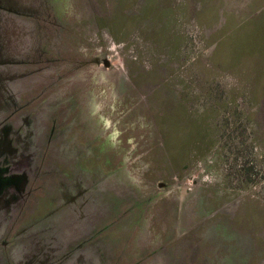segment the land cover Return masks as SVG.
<instances>
[{"label": "rangeland", "instance_id": "rangeland-1", "mask_svg": "<svg viewBox=\"0 0 264 264\" xmlns=\"http://www.w3.org/2000/svg\"><path fill=\"white\" fill-rule=\"evenodd\" d=\"M5 119L34 262L264 264V0H0Z\"/></svg>", "mask_w": 264, "mask_h": 264}, {"label": "flooded vegetation", "instance_id": "flooded-vegetation-1", "mask_svg": "<svg viewBox=\"0 0 264 264\" xmlns=\"http://www.w3.org/2000/svg\"><path fill=\"white\" fill-rule=\"evenodd\" d=\"M13 113L14 112H12V114L8 117V120H10V117L13 116ZM3 122H7V119L0 122V125H2ZM5 137L8 138V135L6 134ZM7 144L10 146L11 140H8ZM6 151L9 155L6 158L0 159V198H2L8 191H12L14 187L17 188L19 186L22 188L25 195L24 197L21 196L22 203H20L19 209L13 208V205H9L7 200L4 201L5 209L0 208V212L3 211V213L0 214V264H55V255L51 256L48 262H41L38 260L34 262L35 260L33 259L39 257V255L36 252H33L32 249L28 252V248L32 247L26 245L28 243V239L35 236L30 230L33 224L17 219L20 215H22L21 213L23 211L35 214L37 194L41 189L38 185L40 176H38V174L35 175L37 167L34 168L32 165L35 172H32L31 175H29V171L27 172V168L29 167H26V162L22 163V159L17 161L15 158V154L20 156L22 149L17 150L16 148L9 147ZM34 152L38 156L39 152L36 150H34ZM22 164L24 167L21 166ZM19 168H21L19 173H12V171H17ZM31 176L34 177V181L32 183ZM32 198L33 200L31 201ZM2 229H4V231H2ZM52 229L54 230V227ZM40 233H43V230H41ZM16 242H20L22 245L16 246ZM21 251L22 254L18 255ZM32 255L34 256L32 257ZM14 258L17 260L16 263H14Z\"/></svg>", "mask_w": 264, "mask_h": 264}, {"label": "crops", "instance_id": "crops-1", "mask_svg": "<svg viewBox=\"0 0 264 264\" xmlns=\"http://www.w3.org/2000/svg\"><path fill=\"white\" fill-rule=\"evenodd\" d=\"M52 140L54 141V138H52Z\"/></svg>", "mask_w": 264, "mask_h": 264}]
</instances>
